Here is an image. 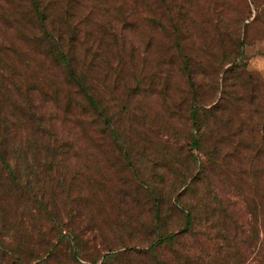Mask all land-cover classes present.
<instances>
[{
	"label": "trees",
	"instance_id": "1",
	"mask_svg": "<svg viewBox=\"0 0 264 264\" xmlns=\"http://www.w3.org/2000/svg\"><path fill=\"white\" fill-rule=\"evenodd\" d=\"M211 1L0 0V264H251L255 257L264 264V79L243 64L247 30L241 32L238 19L226 15L227 2ZM201 2L206 5L202 10ZM261 4L256 22L264 27V0ZM142 18L166 35L168 49L177 44L185 58L179 68L191 85V59L206 54V109L200 85L188 111L194 147L201 142L200 122L209 131L208 122L222 120L221 104L207 107L209 95L221 92L223 105L230 102L229 114L226 128L216 131L220 153L207 151L211 160L206 163L195 160V169L168 193L129 174L119 187L125 193H116L119 202L109 204V213L107 204L97 210L93 202L92 169L63 168L83 147L86 160L95 158V125L76 131L86 141L77 145L76 135L64 132L58 122L69 116L94 122L95 114H101L106 127L100 139L111 151L113 143L123 148L133 142L119 124L122 114L115 128L117 115L102 108L96 86L99 78L106 88L109 79L118 99L127 94L125 69L140 52L142 44L132 35ZM153 40L148 36L145 50ZM128 47L131 52L123 57ZM173 58L155 61L157 70L146 79L158 80ZM168 92L161 95L167 98ZM245 101L250 106L246 113ZM247 127L253 137L246 147L242 131ZM69 173H75L71 185ZM210 174L218 182L209 184ZM205 178L206 194L197 186ZM224 180L247 218L218 190ZM95 210L113 217L111 239L93 223ZM174 217L181 223L169 224Z\"/></svg>",
	"mask_w": 264,
	"mask_h": 264
},
{
	"label": "rangeland",
	"instance_id": "2",
	"mask_svg": "<svg viewBox=\"0 0 264 264\" xmlns=\"http://www.w3.org/2000/svg\"><path fill=\"white\" fill-rule=\"evenodd\" d=\"M212 1H218L217 3H219L222 0ZM223 1L228 4L226 15L229 18L238 19V28L241 32L244 28L247 30L246 35L248 39H246L244 48L245 59L243 64L255 77L264 79V27L256 22L259 9L262 8V4L260 5V3L263 0H257L256 3L253 0ZM199 6L200 10L203 7L206 8L205 2L199 3ZM101 14L104 18L106 17L104 12ZM200 14V12L196 13L199 17ZM158 32L162 31L157 30V28L156 30L152 29L143 18L140 20V27L135 34L133 33L132 39L141 43L142 46L140 47V52H137L134 56L133 65H128L127 69H125L127 81L123 84L127 86V94L120 95L122 100L118 99L119 97L117 98L111 80L108 79V84L105 88L101 85L98 78L96 86L97 99L101 101L102 108L105 106L109 107L108 114L117 115L115 117V128L119 129V124L121 123L122 127L128 129L126 132L127 138L129 136L132 137L133 142L124 144L123 148L113 143V151H111L110 147L105 145L100 139V129L104 126L106 127L101 114H98L99 116L95 114L94 122L89 121L86 116L64 117L65 120L58 122L59 128L63 129L64 132L76 135V140L78 139L77 145H84L86 141L85 134H77L76 131H82V129L89 131L95 125V135L97 134L95 158L86 160L87 151L83 147L78 149L77 159L67 160V164L63 168L79 172L84 168H87L86 171L88 169L94 171L95 185L92 187L95 189L92 193V198L97 210L102 208L105 203L107 206L104 208V211H111L109 204H117L119 202L116 193L118 191L125 193V191L119 189L120 186H123L121 179L129 177L131 173L142 181H151L152 184L162 187L163 191L168 193L174 188L171 187L173 183H175L173 186L179 185L184 180L185 175L190 170L195 169V160L206 163L211 160L209 159V154H206L207 151H211L213 154L220 153V151L215 150L220 148L215 147L217 143L216 131H222L226 128L225 120L227 114H229L227 111L229 110L230 102H225L223 105L225 99L221 100L222 94L219 91H214L216 92L214 95L208 96L207 103L209 105L207 107L215 104L222 105L223 110L219 112V117H222V120L218 121V123L208 122L210 132L206 131V123H199L200 130L197 133L201 135V142L198 148L194 147L195 144L192 140L193 127L188 117L189 105L191 98L193 99V90L200 85L205 93L203 97L204 105L202 107L206 109V54L191 59V75L194 79V85H191L187 75L179 68V65L183 63L185 58L178 52L177 44L168 49L167 44L164 43V40L167 39L166 35ZM150 35L154 40L151 48L147 51L144 45ZM128 50L129 52L124 54L123 57L129 56L131 49L128 47ZM170 54L174 55L173 65H170L169 68L163 66L165 69L167 68V71L161 73L158 76V80L146 79L150 72L157 70L154 66L157 65L155 61L163 59L166 55L168 57ZM146 57L148 60H145ZM110 59L114 60L115 58L110 56ZM128 63L130 62L128 61ZM143 67L146 68L142 69ZM97 72L102 73V69L98 68ZM241 87L243 91L248 90V84H243ZM164 89L169 91L166 95L167 98L161 95V91ZM260 107L261 113L264 116V98L261 101ZM242 108V111L246 113L250 106L245 101ZM58 110L59 117L63 118V111L61 109ZM121 114L123 120L118 124V116ZM76 118L82 120L83 123L80 125ZM250 130L247 127L242 131L244 138L242 143L246 147L248 146L247 143L252 142L253 132H250ZM121 133L126 139L122 130ZM218 144L221 145L220 143ZM128 155L129 161L125 159V156ZM117 156H121V159H117ZM88 165L89 167H87ZM198 171L196 168V173ZM73 174L75 173H69V177L67 178L68 185L74 184L70 180ZM213 177L210 174V178L208 179L209 184L211 180L218 182ZM77 178L79 179L80 177L77 176ZM226 181L219 182L221 185L220 188L218 187V190L224 198L228 199L231 197L241 210V214L244 215V219L247 218V213L244 210L245 207L243 208L237 197H235L236 193L233 191L228 193L233 188L229 187ZM207 185L206 178L197 182V186H202L205 194ZM74 189L75 185L72 191ZM69 209L71 212L73 211L71 208ZM97 210L95 211L98 212ZM105 216L107 215L98 212L94 217L93 223H97L102 227L105 238L111 239L113 235L109 221H112L113 217L106 219ZM76 221H79L77 217ZM170 223L174 225L180 224L181 220L174 217V220L170 221ZM74 224L73 226L79 225V223ZM251 257H254V255L251 254ZM249 261L251 264H258L256 257L255 260L252 258Z\"/></svg>",
	"mask_w": 264,
	"mask_h": 264
}]
</instances>
